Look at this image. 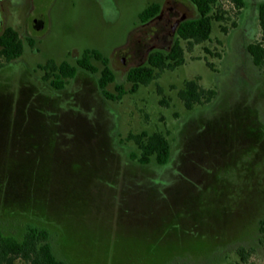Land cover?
Segmentation results:
<instances>
[{
    "label": "rangeland",
    "instance_id": "1",
    "mask_svg": "<svg viewBox=\"0 0 264 264\" xmlns=\"http://www.w3.org/2000/svg\"><path fill=\"white\" fill-rule=\"evenodd\" d=\"M154 1L3 2L24 53L10 64L0 58V225L18 238L29 226L47 228L68 264H237L240 246L255 249L248 264H264V67L247 49L262 38V0L240 10L220 0L226 32L213 21L210 40L186 49L183 65L129 93L114 52L133 39L140 13ZM75 50L79 58L97 50L109 59L117 78L107 90L116 94L122 85V99H106L100 73L84 69L61 95L50 92L39 65H74ZM195 77L217 95L187 110L178 91ZM195 109L197 118L187 120ZM142 131L164 133L174 150L191 134L172 168L193 184L169 176L173 187L149 185L155 161L135 169L138 148L125 140ZM219 152L221 165L204 172Z\"/></svg>",
    "mask_w": 264,
    "mask_h": 264
},
{
    "label": "trees",
    "instance_id": "2",
    "mask_svg": "<svg viewBox=\"0 0 264 264\" xmlns=\"http://www.w3.org/2000/svg\"><path fill=\"white\" fill-rule=\"evenodd\" d=\"M198 9L199 16L195 19L185 21L181 24L178 35L180 40L169 52L157 51L150 55L148 63L134 68L127 76V81L132 84L129 93H135L139 87L150 85L160 77L166 70H175L185 63L186 49L192 50L197 44L210 40L212 33V22L221 23L223 32L226 27L222 23L226 20L227 11L223 8L220 0H190ZM238 10L248 5L247 0H227ZM159 4H150L139 16V20H148L159 11ZM258 21L262 29V38L248 44L247 49L251 54L253 63L258 67H264V0L256 5ZM183 42H187L184 46ZM24 53V43L20 33L13 27H9L0 35V58L6 63H12L20 58ZM93 59L102 63L99 69L93 63ZM4 64L0 63V67ZM44 71L43 80L49 82L50 86L56 90L64 89L67 84L74 79L80 69L90 73H100L98 86L106 99L117 101L126 94L122 85L116 86V94L107 90V87L115 82V74L110 67L109 59L104 57L97 50H86L76 64L68 61L57 62L53 59L45 64L39 65ZM159 94L162 89L159 88ZM217 91L214 88H206L200 83V78L195 77L187 80L184 86L178 91V96L187 110L204 106L214 100ZM161 103L168 104L164 99ZM126 141H132L138 148L139 155L132 154L133 160H137L143 165L150 164L152 160L158 164L168 163L172 147L168 137L160 132L129 133ZM259 242L264 245V218L259 222ZM255 253V249L240 246L237 249L239 261L237 264H248L250 258ZM68 264L55 254L50 232L47 228L29 226L22 238L8 235L0 225V264Z\"/></svg>",
    "mask_w": 264,
    "mask_h": 264
},
{
    "label": "flooded vegetation",
    "instance_id": "3",
    "mask_svg": "<svg viewBox=\"0 0 264 264\" xmlns=\"http://www.w3.org/2000/svg\"><path fill=\"white\" fill-rule=\"evenodd\" d=\"M4 1L5 0L0 1V22H1L0 35L3 34L6 31V29L11 27L7 25L8 16H7V11L3 6ZM152 4H159L160 5L159 11L153 17L149 18L148 20H145V21L139 20V27L133 32L134 33L133 39L130 36L127 43L119 47L114 52L117 54V57L121 58V63L124 67V71H123L124 76L122 78L123 80L127 81V76L131 70L147 64L149 57L152 53L157 52V51L169 52L170 50H172L175 44L180 40L179 35H178V30L181 24L184 23L185 21L195 19L196 17L199 16V11L197 7L190 0H165L163 3L157 0V1H154ZM43 24L44 23L42 19L37 18L35 20V28L40 29L41 25ZM34 42H35L34 39L28 36V44L30 45V44H33ZM76 52L77 50L73 51L72 57L74 60L77 61L80 58L78 57ZM116 78L117 77L115 76V81H116ZM66 88L67 87H65L64 89ZM64 89L56 90L52 88L50 92L56 91L57 94L61 95V92ZM200 112H201L200 110L195 109L193 111V115H192L193 117L190 116L188 117L187 120L190 121L191 118L196 119L197 117L195 115ZM190 136L191 134L184 137L182 146L179 149L174 150V147L171 146L172 153H171L168 163L166 164L155 163L154 165L151 166L152 169H154L155 171H158L157 175H155L156 177H153V178L147 177V180L149 179V185H151L152 188H154L153 187L154 185H159V184L165 187H173L175 183L169 185L171 181L170 179L168 180L169 176H172V177L175 176L176 179L179 180V182L186 181V183L187 182L190 184L194 183L193 180L189 176H187L183 172L182 169L173 170L172 168V165H173L172 162L176 160L175 158L176 156L178 158L180 154L182 156L186 155V152H185L187 151L186 145L187 143L190 142V140H192ZM225 151L226 150L222 151L223 154L225 153ZM221 154L219 152L216 156L214 155L213 157L214 159L210 160L209 162L210 163L209 166L211 168L206 171V168L208 167V165L204 166L203 167L204 172L206 173H208V171L212 172V170L216 169L218 165H221L222 162L215 163V161L219 159L217 157H219ZM142 165L143 164L141 163L139 164L136 163L133 166L136 169V168L141 167ZM147 165H150V164H147ZM203 168L201 169L203 170ZM164 179H167L166 184L163 182Z\"/></svg>",
    "mask_w": 264,
    "mask_h": 264
},
{
    "label": "water",
    "instance_id": "4",
    "mask_svg": "<svg viewBox=\"0 0 264 264\" xmlns=\"http://www.w3.org/2000/svg\"><path fill=\"white\" fill-rule=\"evenodd\" d=\"M0 1H1V0H0ZM41 24H42V22H41ZM0 25H1V22H0ZM42 26H43V25H41V28H42Z\"/></svg>",
    "mask_w": 264,
    "mask_h": 264
}]
</instances>
